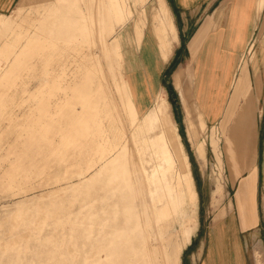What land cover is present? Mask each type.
<instances>
[{
    "label": "rangeland",
    "instance_id": "374dc122",
    "mask_svg": "<svg viewBox=\"0 0 264 264\" xmlns=\"http://www.w3.org/2000/svg\"><path fill=\"white\" fill-rule=\"evenodd\" d=\"M163 1L14 0L1 12L0 264H199L205 255L207 225L238 201L243 159L228 140V110L245 83L264 90V36L255 31L236 52L217 122L201 107L215 106L219 68L196 63L206 26L194 46L185 32L173 49ZM248 103L264 173V112ZM253 188L244 233L256 239L251 263L264 264V176Z\"/></svg>",
    "mask_w": 264,
    "mask_h": 264
},
{
    "label": "crops",
    "instance_id": "0c3cea01",
    "mask_svg": "<svg viewBox=\"0 0 264 264\" xmlns=\"http://www.w3.org/2000/svg\"><path fill=\"white\" fill-rule=\"evenodd\" d=\"M13 2L14 0H0V15H3L1 12L8 10ZM164 2L176 33L173 49L178 50L181 47L185 32L192 33L191 43L194 46L202 27L206 26L197 48L196 63L198 66L212 65L219 66V68L213 73L216 88L211 93V97L215 98V106L208 108L200 106L205 113H214L215 120L218 122L219 114L223 115L232 95V90L228 91V87L231 85L233 77L236 52L248 40V44L252 41L251 35L255 31L264 36V6L256 20L257 0H164ZM201 17H205V19L202 21ZM199 22L201 23L196 26ZM191 28L195 29L191 31ZM178 33L182 37H178ZM170 53H172L171 56L175 55L174 51ZM150 58L153 62L152 59H155V56L152 54L143 55L142 59L145 63L150 64ZM246 86L247 83L241 89L240 95L235 97L233 108L228 110L235 114L233 124L229 126L228 140L233 148L232 151L239 153L240 158L243 159L241 164V169L244 171L243 179L237 185L236 200L238 201L235 203L233 196L230 210L220 219L210 221L207 225L205 255L201 257L199 264H252L251 251L253 247L251 246L256 239L249 233H244L254 225L251 224V215L246 209H249V206L245 204V199L248 201L247 204L253 201L256 190L253 188V182L255 180L256 183L259 177L264 176V173L262 166L254 159L255 149L251 148L253 107L248 102L260 101L262 108L260 106L257 110L264 112V90H262L263 83L261 81L257 92L254 85L251 87L249 84L248 89ZM136 88L139 93L141 89H138L137 85ZM141 94L139 93L141 104L144 105V96ZM236 107L238 112L234 110ZM262 144L261 151L264 152V136ZM202 240L204 241V239ZM202 246L203 242H201Z\"/></svg>",
    "mask_w": 264,
    "mask_h": 264
}]
</instances>
